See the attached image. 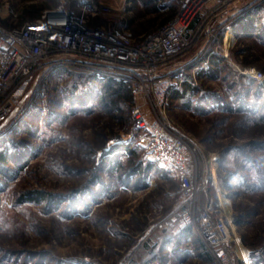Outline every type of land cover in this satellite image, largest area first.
<instances>
[{"label": "rangeland", "instance_id": "374dc122", "mask_svg": "<svg viewBox=\"0 0 264 264\" xmlns=\"http://www.w3.org/2000/svg\"><path fill=\"white\" fill-rule=\"evenodd\" d=\"M82 1L0 0V27H18L61 2L75 10ZM94 1L107 12L102 23H117L135 36L168 23L180 3ZM254 14L262 31L264 0H241L208 26L219 29L220 43L230 35L225 40L230 60L223 58L228 65H220L219 76L199 77L207 68L197 61L200 46L175 64L195 76L194 86L201 89L200 99L197 95L192 100L197 105L210 92L232 101L228 84L233 83L238 96L246 92V100L260 105L264 115V47L255 38L235 36L231 27ZM249 69L263 78L246 77L257 78ZM82 72L51 73L0 129V153H5V161L0 160V264H124L130 257L140 264H217L192 236L183 237L173 227H154L172 212L180 185L173 171L150 162L139 145L132 114L142 100L125 92L123 106L110 110L102 103V82L80 77ZM79 101H87L88 107L80 109ZM169 105L168 117L187 138L198 180L208 181L202 201L221 211L231 227L235 264H256L264 258V193L244 192V174L238 171L239 179L231 178L224 169L229 164L221 166L220 161L228 147L263 139L264 129H246L239 115L202 116L195 108ZM229 185L238 194H231ZM28 193L44 198L29 201L24 198ZM235 216L241 217L240 225L234 224Z\"/></svg>", "mask_w": 264, "mask_h": 264}, {"label": "built area", "instance_id": "2783aa9c", "mask_svg": "<svg viewBox=\"0 0 264 264\" xmlns=\"http://www.w3.org/2000/svg\"><path fill=\"white\" fill-rule=\"evenodd\" d=\"M239 1L180 0L168 23L139 36L117 23H102L107 12L94 0H83L75 10L61 2L18 27H0V129L54 71L76 69L123 83L142 100L132 114L139 145L150 162L173 171L180 185L172 212L157 221L155 229L189 228L217 264H235L231 227L221 211L202 201L208 181L198 180L187 138L174 128L168 106L171 93L182 83H196L194 75L184 79L183 69L175 65L191 50L200 46V68L214 55L230 60L225 38L218 43L219 29L208 26ZM249 70L257 73L255 81L263 78ZM176 74L182 77L176 80ZM246 77L254 80L250 74ZM124 264L140 263L130 257Z\"/></svg>", "mask_w": 264, "mask_h": 264}, {"label": "trees", "instance_id": "16d2710c", "mask_svg": "<svg viewBox=\"0 0 264 264\" xmlns=\"http://www.w3.org/2000/svg\"><path fill=\"white\" fill-rule=\"evenodd\" d=\"M37 18V17H36ZM254 20L258 21L257 14L255 15H246L245 17H241L238 21L233 22L231 27L233 28V34L239 37L240 35H246L247 38H255L256 41L264 47V28L262 31L259 30L258 25H255ZM259 30V31H258ZM228 35L225 40L229 37ZM220 39L218 40V43ZM233 53L232 57L233 58ZM221 64H226L225 60L220 55L211 56L209 62L207 64V68L202 70L199 74V77L204 76V78H214L221 73ZM228 65V64H226ZM72 72L76 77L75 71ZM80 77L85 78H94L97 82L101 81L103 84V95H102V103L104 106L113 109L114 107H122L124 101L125 92H131L126 85L123 83L116 81L114 79H99L94 74L89 72H82L79 73ZM242 75V74H241ZM183 78L187 80L192 79L191 74L189 71H184ZM242 78L240 76H237ZM224 79V77H223ZM244 79V78H242ZM249 82V81H248ZM100 83V82H99ZM253 83V82H249ZM264 85V83H262ZM254 85V83H253ZM256 85V84H255ZM259 88L258 96L262 93V89ZM228 89L235 95L234 99L231 101L228 99L227 95H222L216 92L204 93L203 100L200 102V105H197L196 102L192 101L195 96H200L199 92L201 89L198 86H194L189 84L188 82H184L180 85L177 90H174L171 93L169 104H181V108H195L202 116H209L211 114H226L227 117L231 116H238L241 117V125L246 129H257L262 128L264 129V115L260 114V105L255 107V104H250L249 101L245 98V92L242 96H238L237 88L232 84H228ZM261 90V91H260ZM122 93V94H121ZM263 96V95H262ZM84 98V97H83ZM83 98H80L82 100ZM92 98V97H91ZM90 98V99H91ZM230 98V97H229ZM89 99V100H90ZM80 109H86L88 107L87 101H79ZM264 103V100H263ZM264 105V104H263ZM170 106V105H169ZM168 106V107H169ZM258 107V108H257ZM260 115H259V114ZM258 114V119H257ZM264 133H262L263 135ZM264 136V135H263ZM5 153H0V160L5 161ZM221 156L226 157L220 161L221 166L222 164H229L225 169L226 172L229 173L231 178L239 179L238 178V171L244 174L243 182L241 183L240 187L243 188L244 192L247 193H264V137L263 139L258 140H249L242 145H234L228 147L226 151H224ZM232 156V157H231ZM227 163H226V161ZM234 166V168H231ZM251 166V167H250ZM237 167V169H236ZM243 170V171H242ZM245 171V173H244ZM231 194H238L233 190V187L229 185L227 187ZM29 201L33 202H40L44 197H42V193H28L27 197H24ZM234 224L240 225L241 224V217L235 216ZM189 229V228H188ZM253 254V252H252ZM154 257H151V259ZM150 259V260H151ZM150 260L145 261L144 263H148ZM255 260V259H254ZM258 259L255 260L256 264H264V258L257 262Z\"/></svg>", "mask_w": 264, "mask_h": 264}, {"label": "crops", "instance_id": "0c3cea01", "mask_svg": "<svg viewBox=\"0 0 264 264\" xmlns=\"http://www.w3.org/2000/svg\"><path fill=\"white\" fill-rule=\"evenodd\" d=\"M179 231H180L179 234H180L181 236H183V237H187V238H188V237H191V236H192L193 238H195V237L191 234V232H190V230H189L188 228H183V230H180V229H179ZM179 231H178V232H179ZM195 239L198 241L197 238H195ZM162 241H163V240H162ZM198 242H199V241H198Z\"/></svg>", "mask_w": 264, "mask_h": 264}, {"label": "bare ground", "instance_id": "6f19581e", "mask_svg": "<svg viewBox=\"0 0 264 264\" xmlns=\"http://www.w3.org/2000/svg\"><path fill=\"white\" fill-rule=\"evenodd\" d=\"M252 77H253V79H257V78H255L253 75H252Z\"/></svg>", "mask_w": 264, "mask_h": 264}]
</instances>
